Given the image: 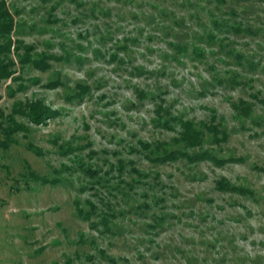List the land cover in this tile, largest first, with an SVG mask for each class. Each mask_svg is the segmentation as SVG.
I'll list each match as a JSON object with an SVG mask.
<instances>
[{
	"label": "rangeland",
	"instance_id": "obj_1",
	"mask_svg": "<svg viewBox=\"0 0 264 264\" xmlns=\"http://www.w3.org/2000/svg\"><path fill=\"white\" fill-rule=\"evenodd\" d=\"M0 1V123L25 127L0 144V264H264V0ZM39 101L57 117L16 114ZM180 120L239 161L155 162Z\"/></svg>",
	"mask_w": 264,
	"mask_h": 264
},
{
	"label": "trees",
	"instance_id": "obj_2",
	"mask_svg": "<svg viewBox=\"0 0 264 264\" xmlns=\"http://www.w3.org/2000/svg\"><path fill=\"white\" fill-rule=\"evenodd\" d=\"M14 27L13 19L10 13L5 8L4 2L0 1V39L7 38V43L0 44V56H4L10 49L11 41L9 39V34ZM6 51V52H5ZM5 57L0 60V79H7L12 75L11 71L8 69V62H5ZM3 61L5 63H3ZM25 64H31L35 68L43 71L49 68L47 64V59H32L30 57L22 58L21 61ZM47 86H50L47 85ZM233 108L241 113L242 115L249 116L250 115V106L246 103H241L234 105ZM16 114L21 115L26 118L28 121L34 124H45L46 119H53L57 117L58 112L54 110H50L47 106L42 104L40 101L36 103H31L26 105V107L22 108L20 111H17ZM171 118V117H170ZM6 126H4L3 122L0 123V129L2 134L4 135V141L0 144L3 146L9 145L12 141V135L20 130H25L23 125H20L16 122L13 115L7 116L4 120ZM168 121H165L164 124H167ZM163 124V123H162ZM179 125L181 131L179 132V137L176 139V143L180 145L179 149L168 150L164 149L161 155L155 157L153 160L158 163H173L179 160L186 161L189 164H198L201 162H209L216 167H223L228 163L238 162L239 159L236 158H221L218 157L214 152L210 150H202V146L205 143V137L203 132L200 129H197L195 125L191 122L187 121H179ZM205 129L211 132L214 136L212 138L213 142L224 141L227 138V134L218 127V125L205 126ZM199 149V151L191 153L190 150ZM260 172L264 173V168H257ZM217 188L222 191H230L244 195H253V191L244 188L238 187L225 179H222L217 183ZM79 214L83 216L84 214L79 211ZM79 215V216H80ZM88 216V215H87ZM86 218V216H85Z\"/></svg>",
	"mask_w": 264,
	"mask_h": 264
}]
</instances>
